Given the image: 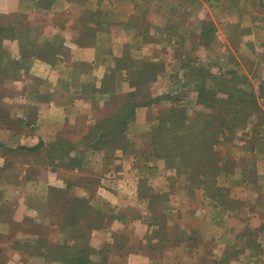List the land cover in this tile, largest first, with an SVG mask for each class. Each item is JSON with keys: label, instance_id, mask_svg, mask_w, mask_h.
Here are the masks:
<instances>
[{"label": "rangeland", "instance_id": "obj_1", "mask_svg": "<svg viewBox=\"0 0 264 264\" xmlns=\"http://www.w3.org/2000/svg\"><path fill=\"white\" fill-rule=\"evenodd\" d=\"M169 1L165 0L167 6L175 4ZM179 1L185 2L184 11L174 12L167 25L176 28L182 24L178 30L187 33L196 29L194 20L205 1ZM246 1L264 4V0ZM206 4L209 17H223L221 11L211 8L212 3ZM256 6L253 15L264 16V6L262 10ZM105 12L107 18L115 15L111 9ZM226 13L234 16L238 12ZM129 15L120 12L130 21L128 31L125 26L103 25L99 39L88 44L97 49L101 63L109 62L114 51L120 54L121 63L125 58L147 61V79L139 87L123 80L128 79L127 73L113 81H106V76L97 81L91 74L84 83L80 64L73 60L74 74H68L69 67H65L54 82L34 80L27 72L29 60L35 56L32 52L43 54L48 44L38 51L30 41L24 42L28 53L23 57L20 52L25 69L21 74L23 62L13 56L10 41L18 29L11 26L0 32V264H63L76 252L84 257L88 253L95 264H264V24L252 26L258 41L236 50L238 59L227 69L222 68L218 42L211 48L205 42L209 37L196 42L193 36L175 37L168 27L160 28L158 11ZM244 18L250 24L248 15ZM21 31L26 39L29 28ZM111 33L123 40L114 51ZM199 68L210 74L204 81L216 90L217 97L227 98L223 90L236 94L228 106L208 109L199 103L195 89L202 81L196 73ZM27 76L32 83L22 85L20 81ZM105 88H113L119 95L139 89L136 101H156L128 121L124 136L105 145L98 143L99 148L90 147L93 137L87 141L82 137L94 123L95 114L108 107L100 101V90ZM241 97L247 101L241 102ZM86 100L91 105L87 110L81 104ZM50 103L65 107L62 122L52 125L42 116L58 113L46 105ZM172 107L185 109L189 121L198 118L199 129L194 127L200 135L206 128L209 132L208 142L198 140L197 144L207 160L199 159L198 153L188 155L190 161L194 159L195 176L180 160L167 162L156 157L152 136L156 116ZM201 110L211 114L214 122L206 123L208 116L199 115ZM237 110L234 116L232 112ZM61 137L76 144L78 161L73 166L59 165L53 170L44 152H13L4 147H32L39 140L50 143ZM161 137L166 142V133ZM188 150L193 146H186V154ZM51 188L55 189L52 199ZM81 205L91 209H82L87 215L78 222L93 221L99 227L86 231L88 241L79 236L75 244L69 243L64 232L73 233L79 226L68 220L70 210L76 212ZM59 206H65L64 210L57 211Z\"/></svg>", "mask_w": 264, "mask_h": 264}, {"label": "crops", "instance_id": "obj_2", "mask_svg": "<svg viewBox=\"0 0 264 264\" xmlns=\"http://www.w3.org/2000/svg\"><path fill=\"white\" fill-rule=\"evenodd\" d=\"M202 1H205V3ZM166 2L165 0H0V17L4 19L2 20L4 22H1L3 26H14L18 29L17 36L10 41L13 43V56L17 59L20 58L18 61L23 62V67L20 69L21 74H23L25 69L24 59H21L20 55V47L24 45L25 41H30L32 48L35 47L38 51H40L42 47L47 46L46 44L49 46L48 51L43 54L32 52L35 56L30 58L29 62L31 67L27 72H29L28 75L33 76L34 80L45 79L47 82H54V80H58L59 75L65 72V67H69L68 74H74L75 64L71 61L73 60L76 61V64H80V80L84 83L88 82L87 80H90L92 76L94 77L95 75L97 81L100 79L103 81L109 70L114 67L115 58H118L120 55L114 50H117V42L122 43V38H116L115 34L111 33V49L116 53L112 54L110 61L107 63H101L102 61L99 59L101 56L97 52V49L91 48L88 43L92 44L99 39V34L103 33V30H101L103 25L125 26V31H128L130 21L120 16V12L122 11H128V15L131 12L136 13L146 10L158 11L160 21H162V23L160 22L162 25L160 28L164 30L168 27L170 30H167L175 35V37L178 35L186 37L193 36V42L209 37L208 41L205 42L210 43V45H208L210 48L213 46L214 42H218V54L222 56L224 60L222 68L228 67L227 69L232 66L231 63L235 62V59H238L236 50L243 47L244 44H254L258 41L256 38H259V35H256V28L252 26H254L255 23L264 24V16L253 15L252 12L254 11L255 5H257L256 7L258 10H262L264 6L263 1L255 2V4L252 5L248 4L246 0H201L203 4L197 15V21L199 22L194 20L197 27L185 33L184 29L183 31L178 30L180 27L183 28L184 25L182 26V24L176 28H171L167 25L176 12L184 11L185 2L182 3L179 0H174L173 2L172 0L169 2L175 4H171L170 6H167ZM206 2L212 3L211 8L221 11L223 17L218 16L214 18L211 14V17H209L206 10ZM187 4H189L188 6L190 7L193 6L191 3ZM110 9L115 15H110L111 17L109 16L110 18H107L108 14L105 11ZM207 9L209 10V8ZM232 9L238 12L234 16L231 13H226L227 10ZM162 10L169 12L167 14L163 12L164 14H162ZM247 15V19L250 18V24H245L243 21L245 19L244 17H247ZM130 16L131 15H129L128 18H130ZM174 18L178 21V17L174 16ZM22 27H27L30 30L26 39H24L25 36L23 35V31H21ZM73 28H75L74 30H78L77 34L73 32ZM95 28H97L96 31H91ZM180 32L183 33L180 34ZM235 43H239V45L233 48L232 44ZM57 44L58 46H56ZM254 46L257 47L256 44ZM174 47H177V45ZM62 59L63 63L60 64ZM60 67L62 70L58 72L57 70H59ZM53 74H57V77H55L56 79L50 77ZM32 80V77L29 78L27 76L20 82H22V85L23 83L25 84V82L30 84ZM81 104L86 107V110L91 107L89 100L81 102ZM46 105H49L51 109L58 112L53 116L50 114L47 116L46 114L42 115L47 118L49 123L53 125L65 119L66 115L63 114L65 107L59 105L55 106L56 104L54 103ZM192 262L194 263V260ZM211 264H213L212 261Z\"/></svg>", "mask_w": 264, "mask_h": 264}, {"label": "trees", "instance_id": "obj_3", "mask_svg": "<svg viewBox=\"0 0 264 264\" xmlns=\"http://www.w3.org/2000/svg\"><path fill=\"white\" fill-rule=\"evenodd\" d=\"M2 20L4 19L0 17V32L6 28V26H3V23H1V22H4ZM0 44H1V41H0ZM20 48H21V52L23 53L22 54L23 57L27 55L25 54L27 53L25 45H22ZM2 54H3V50L1 49V45H0V58H2L1 57ZM127 62H128V65L126 66L127 67L126 69L125 64ZM148 65L150 66V64L147 61L142 62L137 59L132 60V58L131 59L125 58V60L121 63V58H115L114 67L109 70V72L106 74L105 79L106 81H111V80L113 81L115 79L118 80L119 78L126 75L124 73H127V75H129L128 79L124 78L123 80L125 81L127 80L128 81L127 83H130V84H137L139 87L140 83H142V81H146L147 79L146 77H147V72H148L147 67H149ZM204 72L205 71L201 68L197 69L196 71L198 76H201L200 78L203 81V82L201 81L200 83H197L199 85H197V87L195 88L198 93L197 97H198L199 103L203 104L204 107L208 109H213L215 105H218L220 107V105L225 106V104H227L228 106V103L232 102V99L236 98V94L231 93L228 90H225V91L223 90V93L227 95V98L224 99L221 97H217L216 90H214L211 87L209 88L210 84H206L204 81L205 77L210 74L206 72L204 74ZM211 77H215V76L211 74ZM138 92H139V89H136L132 92H128L127 94L119 95L113 92V88L112 90H108L106 88L101 89L100 93H102L103 98H101L100 101L103 103L104 106L106 107L108 106V107L106 110L102 111V113L98 111L101 117H99L98 112L95 114V118L93 117L95 121H93L94 123L91 125V128H89V131L84 135V137H82L83 138L82 140L87 141L90 137H93L94 142L90 144V147L99 148L98 143L105 145L108 143V141H112L120 136H124V129L128 125V121L134 120L138 115V111L142 109L145 105H148V103H151L153 101H156V99L154 98L152 99L149 98L145 102L136 101L135 98L137 95H139ZM248 95L252 96L251 94H248ZM240 101L244 103L247 100L245 97H241ZM92 107L94 109L95 108L98 109V106H96L95 104ZM184 110L185 109H182V108L179 109V108L172 107V108H168L164 110L158 116H156L157 124L152 129V136L154 138L153 140H155V144H157L155 145L156 147L155 154L157 158L165 159V161L167 162H170L173 160H180L181 162L185 163L186 165L185 168H188L189 171H192V174L195 176L196 166L195 164H193L194 159L190 161L191 159L188 155L192 153L191 154L192 156V155H197L198 153L201 156L199 159H201L202 161L207 160L205 159L207 157V156L205 157L206 154L204 152L203 154L202 152L201 153L199 152L200 149H199V145L197 144H199L198 140H200L201 142L203 141L204 143L208 142L210 137H208L209 132L207 128L205 130V133L201 135L200 133L196 132L195 127L197 128L198 125L195 123H198V121L195 122V120H199V119L195 118L189 121L190 118L187 117L185 112H183ZM238 111L239 110L232 112V114L236 116L235 113L237 114ZM199 115H204V117L208 116L206 117V123L208 124L214 122L212 115L209 113L205 114L201 110V112H199ZM169 124H175V125L174 126L171 125L170 127ZM165 133L167 135V140H169V141L166 140V142H164V140H162L163 137H161ZM195 139H197V142L193 143ZM189 144L193 146V150L191 152L190 150H188L187 152L189 154H186L185 148L186 146L188 147ZM75 146L76 144H74L70 140H67L61 137V138L55 139L54 141L50 143H46L42 140H39L32 147L24 146V145H18L14 148H10V146H4V147L7 149L9 148V150L13 152L20 151V150L26 151L28 153L36 152L38 154H40L41 152H44L46 153V157L50 159L49 163L50 165H52V167H54L52 168L54 170L56 166H59V165L71 166L72 164L74 165V163L78 161V158L74 155ZM206 150L207 151L205 152H207V154H210V149H206ZM200 175H202V173ZM53 191H55V189L53 188L49 189V197L51 199H52ZM64 208L65 206H61L60 208H57V211H60L59 209L63 211ZM88 208L89 207L86 205L85 207H82L81 205V207L80 206L77 207L76 212L70 210V217L68 218V220L72 223H74V221L77 222L79 226L75 229V232L73 233L66 232V231L64 232L65 238H66L65 241L75 244L74 240L76 239V237H79V236L87 237L88 236L87 235L88 232L86 233L87 230H89L91 227L93 228V226L94 228L99 227V224L96 225L93 221L90 223L84 220L81 223L78 222L80 221L79 219H83L81 218V216L85 217L87 215L85 211L81 212V210L82 209L87 210ZM96 221H97L96 223H99L98 220ZM40 240L41 242H43L42 239ZM87 241H88V237H87ZM43 243L45 244V242ZM45 245L48 246V248L51 247L49 242H47V244ZM56 245L54 246L57 247ZM63 247L66 248L67 245H64ZM79 251L82 252V250H79ZM85 255L86 256L84 257V256H81V254L79 255V253L76 252L74 256L72 257V259L67 260L63 264H95L94 261L92 262V260H90V257H89L90 255L88 253H85ZM152 255L153 254L151 253V256Z\"/></svg>", "mask_w": 264, "mask_h": 264}]
</instances>
